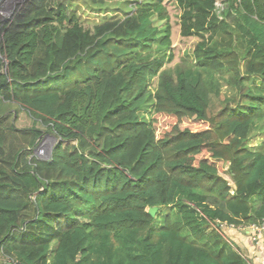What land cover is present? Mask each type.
Listing matches in <instances>:
<instances>
[{"label":"trees","instance_id":"trees-1","mask_svg":"<svg viewBox=\"0 0 264 264\" xmlns=\"http://www.w3.org/2000/svg\"><path fill=\"white\" fill-rule=\"evenodd\" d=\"M174 1L173 66L163 0L0 19V264H250L220 224L264 218V0Z\"/></svg>","mask_w":264,"mask_h":264},{"label":"rangeland","instance_id":"rangeland-1","mask_svg":"<svg viewBox=\"0 0 264 264\" xmlns=\"http://www.w3.org/2000/svg\"><path fill=\"white\" fill-rule=\"evenodd\" d=\"M78 4L79 8V18L82 20V22L86 26L93 25L94 23H98L101 21L102 18L104 17H109V16H121L128 10V4L129 2H133L134 0H106V9L103 11H92L89 10L90 8H87L85 6H82L81 4L83 0H73ZM144 1L145 3L148 2H153L154 0H140ZM27 0H24L20 3L21 6H23ZM127 2L125 6H123V3ZM163 4L168 16V22L170 26V33H171V41H172V46H171V52L173 54V60L169 63H167V66H173L176 63L179 62L180 58L184 56L185 54H192V50L194 47V44L197 42V38L194 36H181L179 33V20H180V14L181 10L180 8L176 5L174 0H163ZM218 4H221V2L218 1ZM132 5V4H130ZM86 8V9H85ZM84 10V11H83ZM124 10V11H123ZM155 24H159L161 21H156V17L153 16ZM155 85V82H153V86ZM14 111V110H13ZM18 119L16 121V126L18 127H25V126H30L32 125V118L27 116L24 110L20 109L19 112L17 113ZM158 119V128L161 129L164 126H166L165 122L163 121V118H161L159 115H156ZM46 135H51L49 133L44 132L42 138L40 139L37 147L39 144L42 142V139L46 137ZM46 145L43 144L42 146L39 147V153L41 156H44L47 151L48 147V139H46ZM36 147V148H37ZM35 148V149H36ZM34 149V150H35ZM46 149V150H45ZM216 227V226H215ZM221 231L222 228H220Z\"/></svg>","mask_w":264,"mask_h":264},{"label":"crops","instance_id":"crops-1","mask_svg":"<svg viewBox=\"0 0 264 264\" xmlns=\"http://www.w3.org/2000/svg\"><path fill=\"white\" fill-rule=\"evenodd\" d=\"M224 234L230 243L245 256L250 264H264V235L257 242L242 229L236 227H222Z\"/></svg>","mask_w":264,"mask_h":264},{"label":"built area","instance_id":"built-area-1","mask_svg":"<svg viewBox=\"0 0 264 264\" xmlns=\"http://www.w3.org/2000/svg\"><path fill=\"white\" fill-rule=\"evenodd\" d=\"M24 0H0V19L7 21L12 18L14 12L21 7L20 3ZM221 228L224 226L220 224ZM234 227L233 225H230ZM236 229H242L251 238L252 241L257 242L258 239L264 235V218L254 221L243 227H236ZM15 263V262H13Z\"/></svg>","mask_w":264,"mask_h":264},{"label":"water","instance_id":"water-1","mask_svg":"<svg viewBox=\"0 0 264 264\" xmlns=\"http://www.w3.org/2000/svg\"><path fill=\"white\" fill-rule=\"evenodd\" d=\"M46 139H48L49 144H48V147H47L46 154L41 157L42 159H48L50 157L52 148L55 145V143L57 142V138L54 135H46V137L42 139V142L39 144V146L34 150L35 154L40 155L39 147L42 146L43 144L46 145V142H47ZM157 211H158V208L156 206L150 207L148 209V213L151 216H154Z\"/></svg>","mask_w":264,"mask_h":264},{"label":"bare ground","instance_id":"bare-ground-1","mask_svg":"<svg viewBox=\"0 0 264 264\" xmlns=\"http://www.w3.org/2000/svg\"><path fill=\"white\" fill-rule=\"evenodd\" d=\"M34 154H35V152H34ZM35 155H36L38 158L42 159V158H41V157H42L41 155H37V154H35ZM50 156H51V155H50ZM49 158H50V157H49ZM49 158H48V159H49ZM48 159H42V160H48ZM256 221H257V220H256ZM250 223H252V222H250ZM250 223H249V224H250ZM247 225H248V224H247Z\"/></svg>","mask_w":264,"mask_h":264},{"label":"flooded vegetation","instance_id":"flooded-vegetation-1","mask_svg":"<svg viewBox=\"0 0 264 264\" xmlns=\"http://www.w3.org/2000/svg\"><path fill=\"white\" fill-rule=\"evenodd\" d=\"M46 150V149H45Z\"/></svg>","mask_w":264,"mask_h":264}]
</instances>
